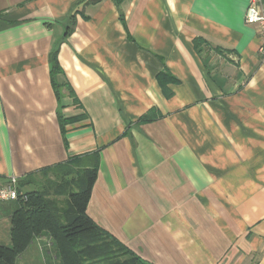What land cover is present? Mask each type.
<instances>
[{"label": "crops", "instance_id": "obj_1", "mask_svg": "<svg viewBox=\"0 0 264 264\" xmlns=\"http://www.w3.org/2000/svg\"><path fill=\"white\" fill-rule=\"evenodd\" d=\"M250 2L0 0V186L98 152L87 214L148 264H264ZM14 202H0L1 244Z\"/></svg>", "mask_w": 264, "mask_h": 264}, {"label": "trees", "instance_id": "obj_2", "mask_svg": "<svg viewBox=\"0 0 264 264\" xmlns=\"http://www.w3.org/2000/svg\"><path fill=\"white\" fill-rule=\"evenodd\" d=\"M56 59L57 49L49 60L53 74L60 71ZM98 161V152L71 157L62 165L29 174L19 181L23 195L11 204V242L0 243V264H22L23 255L34 241L42 238L49 246L33 264H148L98 227L87 214ZM25 186L34 189L22 191Z\"/></svg>", "mask_w": 264, "mask_h": 264}, {"label": "built area", "instance_id": "obj_3", "mask_svg": "<svg viewBox=\"0 0 264 264\" xmlns=\"http://www.w3.org/2000/svg\"><path fill=\"white\" fill-rule=\"evenodd\" d=\"M264 10L262 8V0H251L247 9L246 23L248 25L256 26L259 31L261 45L259 47L260 65L264 69ZM23 195L19 191V179L16 177H10L8 181L0 186V202H10L19 200Z\"/></svg>", "mask_w": 264, "mask_h": 264}, {"label": "rangeland", "instance_id": "obj_4", "mask_svg": "<svg viewBox=\"0 0 264 264\" xmlns=\"http://www.w3.org/2000/svg\"><path fill=\"white\" fill-rule=\"evenodd\" d=\"M52 179H54V178H52ZM63 199H65V198H63ZM63 199H60V200H63Z\"/></svg>", "mask_w": 264, "mask_h": 264}]
</instances>
